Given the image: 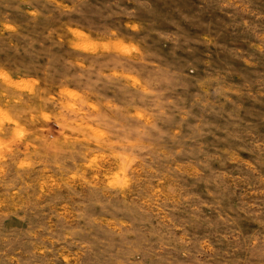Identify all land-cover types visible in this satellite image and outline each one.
I'll return each mask as SVG.
<instances>
[{"label": "clouds", "instance_id": "1", "mask_svg": "<svg viewBox=\"0 0 264 264\" xmlns=\"http://www.w3.org/2000/svg\"><path fill=\"white\" fill-rule=\"evenodd\" d=\"M0 9V264H264V0Z\"/></svg>", "mask_w": 264, "mask_h": 264}, {"label": "rangeland", "instance_id": "2", "mask_svg": "<svg viewBox=\"0 0 264 264\" xmlns=\"http://www.w3.org/2000/svg\"><path fill=\"white\" fill-rule=\"evenodd\" d=\"M14 7H15V5L13 4L12 8H14ZM0 11L9 12L11 18L16 20L18 23H23V21H24V17L20 13H17L15 11H13L12 9H0ZM224 39L225 40L227 39L226 34H225ZM80 41H81L80 45H79L80 47H83L85 49L92 47V45L88 42V40L86 38H80ZM37 47H39V45H37ZM115 179L117 180V182H119V177H115Z\"/></svg>", "mask_w": 264, "mask_h": 264}]
</instances>
